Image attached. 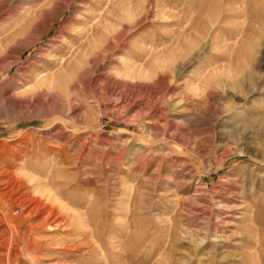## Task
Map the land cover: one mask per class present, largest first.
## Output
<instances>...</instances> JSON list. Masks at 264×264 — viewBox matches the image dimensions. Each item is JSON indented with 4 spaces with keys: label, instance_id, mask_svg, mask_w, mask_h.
I'll list each match as a JSON object with an SVG mask.
<instances>
[{
    "label": "rangeland",
    "instance_id": "374dc122",
    "mask_svg": "<svg viewBox=\"0 0 264 264\" xmlns=\"http://www.w3.org/2000/svg\"><path fill=\"white\" fill-rule=\"evenodd\" d=\"M32 236L72 264H264V0H0V264L63 258Z\"/></svg>",
    "mask_w": 264,
    "mask_h": 264
},
{
    "label": "bare ground",
    "instance_id": "6f19581e",
    "mask_svg": "<svg viewBox=\"0 0 264 264\" xmlns=\"http://www.w3.org/2000/svg\"><path fill=\"white\" fill-rule=\"evenodd\" d=\"M110 12V11H109ZM112 12V11H111ZM192 13V12H191ZM190 13V14H191ZM245 15H246V18L248 19V17H249V10H247L246 11V13H245ZM189 17V16H188ZM246 20V19H245ZM123 32V31H122ZM122 34H124V33H122ZM121 35V34H120ZM120 35H118V37H120ZM124 36V35H123ZM123 36H121V37H123ZM112 39V38H111ZM114 39L116 40L117 39V36H115L114 37ZM123 40V39H122ZM180 41V40H179ZM177 42V41H176ZM118 43H119V40H118ZM108 47H106L105 49H106V51L105 52H108V51H113L116 47H117V42H115V41H111L110 40V42H109V45H107ZM179 46H180V44H179ZM170 49V48H169ZM165 50V49H164ZM147 52V51H146ZM167 52V51H166ZM104 54H106V53H104ZM148 54H149V51H148ZM151 54H152V52H151ZM150 55V54H149ZM154 55V54H153ZM159 54H156L155 53V56L157 57ZM105 55H103V57H104ZM154 56V57H155ZM102 59L103 58H99V59H97V60H92V63H93V66H92V68H91V72H94V71H96L97 69H98V67H99V65H100V63L102 62ZM154 60V59H153ZM157 60V59H156ZM159 61V60H158ZM153 62V61H152ZM152 62H151V64H152ZM149 64H150V62H149ZM154 64H155V62H154ZM166 64V63H165ZM129 65H130V63H129ZM140 66H142V65H140ZM137 67L136 66V64H134V65H130V66H126V64H125V67H124V69L126 70V67H128V70L129 69H132V70H134V71H138V72H140V73H142L143 72V74H142V78H143V75H144V72L145 71H147V70H149V68L150 67H152L151 65H149V66H147V65H144V66H142V67ZM161 66H162V64H161ZM157 67V66H156ZM159 67V66H158ZM157 67V68H158ZM153 68V67H152ZM155 68V67H154ZM184 68V67H183ZM154 71V70H153ZM156 71H157V69H156ZM132 72V71H131ZM157 73V72H156ZM163 73V72H162ZM146 74V73H145ZM155 74V73H154ZM158 74H159V72H158ZM161 74V73H160ZM126 75H128V74H126ZM130 75V74H129ZM133 75H134V73H133ZM146 76V75H145ZM148 76V75H147ZM154 77L156 76V75H153ZM160 76V75H159ZM158 76V77H159ZM163 76V75H162ZM161 76V77H162ZM168 76V75H167ZM127 77H129V76H127ZM130 77H131V75H130ZM159 78V80L161 79H163V78ZM54 78H55V76H51V77H48V78H45V79H43L41 82H44V81H47V80H49L50 81V83L49 84H52L51 83V81H53L54 80ZM132 78V77H131ZM134 78H135V76H134ZM152 78V77H151ZM168 78H169V76H168ZM153 80V79H152ZM155 80V79H154ZM163 81V80H162ZM164 82H165V80H164ZM48 83V82H47ZM163 83V82H162ZM50 87V86H49ZM109 90V89H108ZM107 90V91H108ZM166 90V89H165ZM109 92V91H108ZM155 92V91H154ZM165 92V91H164ZM159 93V92H158ZM157 93V94H158ZM161 93V92H160ZM167 93H168V90H167ZM153 94V93H152ZM158 96V95H157ZM168 97V96H167ZM155 100V99H154ZM156 112V111H155ZM156 114V113H155ZM160 114V113H159ZM40 181V180H39ZM38 181V182H39ZM45 183V182H44ZM47 183V182H46ZM49 183H50V181H49ZM40 184H41V182H40ZM39 184V185H40ZM36 185V184H35ZM52 186V184L50 185V184H46V192H45V194H46V198H47V200L49 199L50 200V198H53V199H55L53 196H52V189L50 188V187ZM50 189H49V188ZM48 188V189H47ZM57 198V197H56ZM63 207V206H62ZM50 209V208H49ZM48 209V205L47 204H42V203H40V204H38V205H36L35 206V210L37 211V212H39L40 213V216L41 215H45V214H47V216H45V217H43L42 216V218L40 219V220H38L37 221V223H36V228H37V230L38 231H40L41 229H43L44 228V230L45 231H47L48 232V234H50V236L52 235V234H55L56 233V231L58 230V229H60V227L62 226L61 224H62V219H60L59 217H57V216H53L54 214V210H52V211H50ZM65 209V208H64ZM81 220V219H80ZM69 222V221H68ZM64 225V224H63ZM65 226V225H64ZM129 230V229H128ZM55 232V233H54ZM57 234V233H56ZM127 236V235H126ZM24 241H26L25 242V246L28 248V251L30 252V253H32V252H39V254H42V253H44V254H46V253H49V254H54V253H59L60 254V256H63V258H60L59 260H57L56 261V263L55 264H67L68 263V259L70 258L69 256L70 255H72V253H75L74 252V250L70 247V246H68V244H66V241H67V237H64V238H61V239H59V244H56V246H55V248H51V247H49V246H45L46 244H44V242L42 241V240H37V239H35V238H33V236L32 237H30V238H26V240L24 239ZM121 242V241H120ZM117 244V246L114 244V245H111L112 247H113V249H115V250H117V248H119V247H125V243H116ZM55 245V244H54ZM106 246V245H105ZM107 247V246H106ZM107 249V248H106ZM17 254H15V256H13V260L11 261V258H9L8 260H6L5 262V264H23L20 260V255L18 254V252H16ZM115 253V252H114ZM44 256V255H43ZM40 258H42L41 260L43 261V264H47L46 263V261L48 262V260H46V259H43V257H40ZM50 261V260H49ZM80 263V264H87L86 262H83L82 260H80V261H77V263ZM93 264H94V262H92ZM121 263V262H120ZM68 264H72V262L71 263H68ZM95 264H101V263H99V262H96ZM108 264H119L118 262H116V261H114L113 260V262L111 261V262H108Z\"/></svg>",
    "mask_w": 264,
    "mask_h": 264
}]
</instances>
